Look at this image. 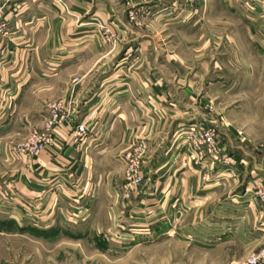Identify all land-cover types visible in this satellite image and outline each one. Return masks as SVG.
<instances>
[{"label":"crops","instance_id":"0c3cea01","mask_svg":"<svg viewBox=\"0 0 264 264\" xmlns=\"http://www.w3.org/2000/svg\"><path fill=\"white\" fill-rule=\"evenodd\" d=\"M0 15L8 28L0 36L3 216H35L51 226L107 222L106 232L93 236L107 240L119 224L151 225L155 237L223 248L216 264L229 249L237 257L264 245V200L255 196L264 190L262 163L229 133L224 145L245 183L241 193L220 198V186L205 189L204 170L188 160L194 151L182 134L188 113L203 118L214 99L221 55L229 60V48L264 47V0H0ZM57 100L70 101L73 114L53 146L19 155L15 139L42 131ZM83 121L90 137L77 148L70 133ZM139 140L147 144L146 194L124 200L125 156ZM105 252L118 249L109 243Z\"/></svg>","mask_w":264,"mask_h":264},{"label":"rangeland","instance_id":"374dc122","mask_svg":"<svg viewBox=\"0 0 264 264\" xmlns=\"http://www.w3.org/2000/svg\"><path fill=\"white\" fill-rule=\"evenodd\" d=\"M131 11L136 12L138 16L137 10H129ZM132 21L137 22L138 18ZM240 22L237 20L236 24L237 42L243 43L246 36ZM112 37L111 32L104 34L107 41ZM229 52V60L227 54L221 55L220 77L210 93L214 99L203 107L204 117L199 118L198 113L197 118L195 113L189 112L186 121L188 123L182 131L185 141L191 144V151H194L189 154L188 160L194 165L202 166L205 189L211 184L220 186L217 193L220 198L241 193L245 183L238 171V161H235L224 145V139L229 133L233 137L234 134L238 136V145L244 146L247 153L264 166V47L241 45L233 50L229 48ZM32 132L33 129L21 133L13 143V150L15 151L18 143L27 140ZM213 138H216V143H213ZM139 143L145 144L147 153L145 140L135 142L131 148H135ZM202 143L204 148L199 149ZM144 160L145 157L142 161L143 186L131 193L125 190V159L122 199H134L143 193L146 194ZM244 161L245 171L251 172L255 161L250 156L244 158ZM215 170L216 172H212ZM255 196L262 199V196ZM208 198L212 199L211 196ZM146 221L149 220L146 218ZM107 224L84 223L72 227L70 223L61 222L51 226L38 221L35 216L29 221L17 218L14 213L3 216L0 210V264H216L217 258L223 254L220 252L223 248L218 251L203 245V242L211 244L210 241L200 240L199 244L193 239L183 240L177 235L168 237L161 234L155 237L151 225L133 226L123 223L113 227L116 232L113 231L112 238H93L96 230L106 232ZM154 224L152 225L157 226ZM172 225L176 226V223ZM109 243L118 249L114 255L105 252ZM255 251L235 257L229 249V254L223 255L226 261L220 264H230Z\"/></svg>","mask_w":264,"mask_h":264},{"label":"built area","instance_id":"2783aa9c","mask_svg":"<svg viewBox=\"0 0 264 264\" xmlns=\"http://www.w3.org/2000/svg\"><path fill=\"white\" fill-rule=\"evenodd\" d=\"M131 20H135L138 16L136 12H129ZM105 35L110 32L107 28H104ZM8 28L5 20L0 15V36H7ZM73 114V105L70 101L59 100L49 104V116L44 124L43 130H33L30 137L24 142L18 143L15 147V151L19 155L24 156H37L43 150H46L53 146L58 133L57 129L66 121H68ZM90 137V129L86 121L78 123L70 133L69 142L77 147H83L87 143ZM211 139V138H209ZM216 143V138H213V143ZM196 143V142H195ZM197 145V144H196ZM137 146V147H136ZM135 148L126 155V186L125 190L133 193L143 186V173H142V161L145 157V144L139 143ZM203 143L199 149H202ZM204 148V147H203ZM257 195L262 196L264 200V190L258 189ZM230 264H264V245L257 251L249 254L247 257L232 262Z\"/></svg>","mask_w":264,"mask_h":264}]
</instances>
